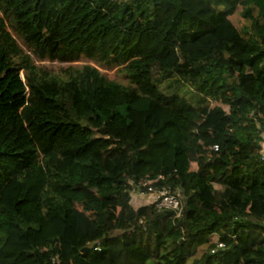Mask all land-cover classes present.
<instances>
[{"label": "trees", "instance_id": "trees-1", "mask_svg": "<svg viewBox=\"0 0 264 264\" xmlns=\"http://www.w3.org/2000/svg\"><path fill=\"white\" fill-rule=\"evenodd\" d=\"M263 132L264 0H0V264H264Z\"/></svg>", "mask_w": 264, "mask_h": 264}, {"label": "built area", "instance_id": "built-area-1", "mask_svg": "<svg viewBox=\"0 0 264 264\" xmlns=\"http://www.w3.org/2000/svg\"><path fill=\"white\" fill-rule=\"evenodd\" d=\"M262 141L260 142L259 155L261 160H264V132L261 134ZM157 180H163L162 176H158ZM128 194L130 196V204L133 207L136 202L144 205H153L158 211H172L175 217H180L183 211V197L178 190L171 188L170 186L156 187L149 184L146 180L141 182L128 181ZM138 208V207H137ZM215 243L211 253H215L217 249L223 248L222 242L216 241V237L212 235L210 237ZM100 251L98 244L95 248ZM52 264H58L57 259H52Z\"/></svg>", "mask_w": 264, "mask_h": 264}, {"label": "rangeland", "instance_id": "rangeland-1", "mask_svg": "<svg viewBox=\"0 0 264 264\" xmlns=\"http://www.w3.org/2000/svg\"><path fill=\"white\" fill-rule=\"evenodd\" d=\"M240 10L241 8H238L236 10V12L230 17L231 21L233 22V24L235 25V27L238 30H242L244 27H247L250 25V22L247 20H243L240 17ZM7 29L9 30V32L11 33V35L16 39V41L24 48V44L21 40V38L13 31V29L11 28V26L9 24H7ZM35 64L37 66L52 70L54 72H57L58 70H60L61 68H66L70 65L72 66H81L84 64H91L94 65L93 63L85 60V59H80L78 62L75 63H61V62H57V61H35ZM95 66V65H94ZM99 71L104 74L106 77H108L109 79H113L119 83H123V84H127V80L126 78L122 75L121 72H119L118 68H113V69H106V68H99L98 66H96ZM22 76V75H21ZM142 206V203L136 202L135 205H133L134 208L140 207ZM211 243L213 242V240L210 241ZM205 247H201L199 248L198 254L197 256H200V254H202V252L204 251ZM192 259L187 261V264H192ZM147 264H154L153 260L147 262Z\"/></svg>", "mask_w": 264, "mask_h": 264}, {"label": "crops", "instance_id": "crops-1", "mask_svg": "<svg viewBox=\"0 0 264 264\" xmlns=\"http://www.w3.org/2000/svg\"><path fill=\"white\" fill-rule=\"evenodd\" d=\"M214 189L217 193H222L224 191V187L219 185H214Z\"/></svg>", "mask_w": 264, "mask_h": 264}, {"label": "water", "instance_id": "water-1", "mask_svg": "<svg viewBox=\"0 0 264 264\" xmlns=\"http://www.w3.org/2000/svg\"><path fill=\"white\" fill-rule=\"evenodd\" d=\"M95 247H96V244L93 243L91 246H87V247H85L82 251H83V252H84V251H89V250L94 249Z\"/></svg>", "mask_w": 264, "mask_h": 264}]
</instances>
